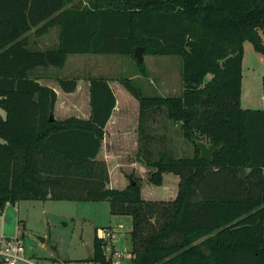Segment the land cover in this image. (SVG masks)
<instances>
[{
  "label": "trees",
  "instance_id": "trees-1",
  "mask_svg": "<svg viewBox=\"0 0 264 264\" xmlns=\"http://www.w3.org/2000/svg\"><path fill=\"white\" fill-rule=\"evenodd\" d=\"M56 27V49L30 47L31 32ZM263 35L264 0H0V216L22 201L108 202L111 215L132 218L131 264H264V110L242 108L244 44L264 56ZM139 47L181 59L180 97H147L132 79L121 82L140 106V141L149 145L147 114L165 111L195 147L191 158L153 160L140 144L149 183L180 178L173 201L143 199L134 176L126 189L109 188L98 160L117 104L109 80H90L89 120L51 121L58 95L33 77L63 69L70 55L135 58ZM58 85L74 93L78 79ZM202 140L218 148L211 162L200 157ZM103 246L96 235L89 261L111 263Z\"/></svg>",
  "mask_w": 264,
  "mask_h": 264
},
{
  "label": "rangeland",
  "instance_id": "rangeland-1",
  "mask_svg": "<svg viewBox=\"0 0 264 264\" xmlns=\"http://www.w3.org/2000/svg\"><path fill=\"white\" fill-rule=\"evenodd\" d=\"M81 2L84 5L87 4V0H81ZM68 7L70 4L67 5ZM29 36L32 49L52 50L56 43H59L60 28L52 29L42 38H35L33 32ZM39 42L40 48L37 45ZM244 51L242 108L251 107L252 101L253 103L261 101L260 108L264 109L262 86L260 82H256V78L254 82L251 80L254 74H264V56L259 55L250 42L245 43ZM143 65L145 74L141 73L136 58L120 55L75 54L69 56L63 69H40L33 74V77L42 78L44 83L54 87H58L59 79H78L87 82L105 78L113 81L114 87L117 83L121 84L123 80L132 79L147 97L174 98L182 95L183 83L179 57L144 55ZM120 90L138 102L124 87ZM116 91L120 101V91L118 88ZM59 92L60 103L58 111L54 114L58 119L74 114V110H69L66 106L67 100L62 92L60 90ZM86 106L87 104L81 107V112L85 111ZM0 113L4 114L1 108ZM112 126V132H115V124L113 123ZM143 128L147 137L150 138L149 145H145L143 137L140 144L144 148L143 151L146 146L152 152L153 160L160 159L164 153L176 159L194 156L195 147L192 142L184 138L181 124L169 121L165 111L156 115L147 114ZM202 141L210 145L208 141ZM2 142L0 139V143ZM148 177L149 174L144 184L143 181L141 182L146 196L148 190L154 192L151 201L175 199L174 197L162 198L159 192L163 188L149 184ZM174 177L173 174L166 175L165 188L177 190V186L171 183ZM161 198L163 200H160ZM131 225V218H127L126 221L121 219L114 221L108 202L22 201L15 206H7L0 217V245L5 238L23 239L26 257L37 264H96L89 260L93 254L97 228L104 230L113 226L120 248L129 250ZM125 263L131 264L129 255ZM19 264L29 263L19 262Z\"/></svg>",
  "mask_w": 264,
  "mask_h": 264
},
{
  "label": "crops",
  "instance_id": "crops-1",
  "mask_svg": "<svg viewBox=\"0 0 264 264\" xmlns=\"http://www.w3.org/2000/svg\"><path fill=\"white\" fill-rule=\"evenodd\" d=\"M262 37L264 40V35ZM37 45L40 48V42ZM58 46H59V43H56V46L54 49H56ZM37 50L45 51L43 49H37ZM253 72L255 73V69L253 70ZM263 77H264V74H261V75L254 74L251 77V80L254 82L256 78V82H260V85L262 86ZM43 80L44 79L40 78L39 80L40 84L51 87L52 89L56 91L58 95V100H57L56 109H55L56 112L58 111V107L60 103L59 102L60 100L59 90L62 92V94L67 100L66 106L69 108V110H72V109L74 110V114H71L69 116L59 118V119L58 117H55L56 120H66L71 117H77L83 120H89L91 118L92 108H91V83L90 81L85 82L82 80H78L77 90L74 93H65L60 89L59 85L58 87L50 86L44 83ZM243 84H244V73H243ZM109 85L115 93L117 104L113 112V115L105 128V136H104V140L102 143L101 151L98 155V160L105 161L108 165V168L110 171L109 188L123 190V189H126L130 185V178H129L130 176L138 177L139 179H141V181H143V184H144V181L147 175L150 174V172L154 170L149 169L148 167H146L145 165H143L137 160V155L140 149V106H139V103L129 98V96L125 92H123V90H120V89H123L122 84L117 83L116 84L117 86L114 87L113 81L109 80ZM117 88L121 94L120 101L118 100V97H117V91H116ZM262 92H263V89H262ZM263 100H264V95H263ZM260 102L257 101L253 103L252 101L251 105L253 107L251 106L249 108L247 107L243 109L244 110H264L260 108V105H259ZM86 104H87L86 106L87 108L85 109L84 112H81V109H82L81 107H84ZM0 117H2L3 119L6 118L5 111H4V114L0 113ZM113 123L115 124V132H112ZM130 156H131V160H130ZM166 175L168 174L164 175L163 186L160 187L163 189L159 192L160 193L159 195H161L162 198H169V197L176 198L178 195V191H179L180 178L174 175L175 177L173 178V180H171V183L177 186V190H174V189L171 190L170 188L167 189L165 188L166 186H164ZM153 193L154 192L152 190H148V193H147L148 197H147L145 195V189L143 185L142 187L143 199L147 201H151L154 195ZM162 198L160 200H163ZM45 202H51V201H45ZM112 217L114 221H117V219L126 221L127 218H131L129 216H113V215ZM131 223H132V218H131ZM104 231H107L113 234L114 238L111 241L112 246L114 250L121 252L123 254L124 263L128 255L130 256V260L132 261L131 241H130L129 250L125 248L121 249L120 242L116 235V230L113 229V226H110L109 228L104 229V230L97 228L96 235L98 236V238L104 236ZM131 231H132V225H131ZM4 240H12V239L5 238ZM27 259L34 262L30 258H27ZM34 263L37 264L36 262Z\"/></svg>",
  "mask_w": 264,
  "mask_h": 264
},
{
  "label": "built area",
  "instance_id": "built-area-1",
  "mask_svg": "<svg viewBox=\"0 0 264 264\" xmlns=\"http://www.w3.org/2000/svg\"><path fill=\"white\" fill-rule=\"evenodd\" d=\"M9 205V204H8ZM114 236L112 233L104 231V236L99 237L103 241L104 255L110 261V264H125L123 254L114 250L111 241ZM25 262L35 264L25 256V245L23 239L4 240L0 245V263L1 264H19Z\"/></svg>",
  "mask_w": 264,
  "mask_h": 264
},
{
  "label": "water",
  "instance_id": "water-1",
  "mask_svg": "<svg viewBox=\"0 0 264 264\" xmlns=\"http://www.w3.org/2000/svg\"><path fill=\"white\" fill-rule=\"evenodd\" d=\"M79 2L80 0H73L74 4H79ZM144 52L145 50L142 47H139L135 50L134 56L139 64H143L144 62ZM50 120L51 121L55 120V116L53 114H51ZM198 147L200 148L201 159L207 162H211L213 153L218 151V148L215 145L213 144L208 145L204 142H198Z\"/></svg>",
  "mask_w": 264,
  "mask_h": 264
}]
</instances>
